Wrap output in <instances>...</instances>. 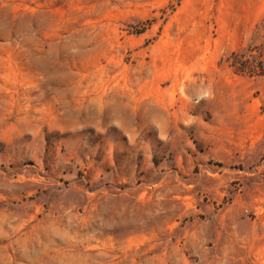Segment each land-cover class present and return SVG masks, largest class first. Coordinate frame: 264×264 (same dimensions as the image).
<instances>
[{
    "label": "rangeland",
    "instance_id": "1",
    "mask_svg": "<svg viewBox=\"0 0 264 264\" xmlns=\"http://www.w3.org/2000/svg\"><path fill=\"white\" fill-rule=\"evenodd\" d=\"M0 264H264V0H0Z\"/></svg>",
    "mask_w": 264,
    "mask_h": 264
},
{
    "label": "clouds",
    "instance_id": "2",
    "mask_svg": "<svg viewBox=\"0 0 264 264\" xmlns=\"http://www.w3.org/2000/svg\"><path fill=\"white\" fill-rule=\"evenodd\" d=\"M204 97H210L211 96V93L209 91H205L203 94H202ZM184 126L186 128L190 127L191 124L193 123V120L190 118L188 120H185L184 122ZM160 140H165L166 141V137L163 135V133H161L158 137Z\"/></svg>",
    "mask_w": 264,
    "mask_h": 264
}]
</instances>
